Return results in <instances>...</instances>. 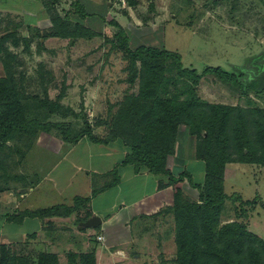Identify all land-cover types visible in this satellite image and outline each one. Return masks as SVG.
Returning <instances> with one entry per match:
<instances>
[{"label": "rangeland", "instance_id": "rangeland-1", "mask_svg": "<svg viewBox=\"0 0 264 264\" xmlns=\"http://www.w3.org/2000/svg\"><path fill=\"white\" fill-rule=\"evenodd\" d=\"M75 1L79 12L95 13V16L90 15L93 19L66 15L74 9ZM75 1L70 6L63 0H40L46 13L42 15L44 19L25 21L22 15H16L0 4V37H5L0 45V76L15 84L25 118L37 120L47 127L46 131L40 130L35 136L18 134L13 139L0 140V264H38L40 252L53 251L60 254L57 264H81L80 257L73 253L67 255L65 249L48 244L50 241H64L60 236L62 224L36 219L30 224L24 223L18 230L16 220L8 223L5 218L6 213L18 206L24 194L32 188L31 178L48 173L49 178L56 180L61 170L72 163L73 155L69 153L72 145L64 143L58 149L51 140L73 142L85 128L101 140L111 139L113 131L123 136L125 131L132 130V125L137 133H142L150 122H155L159 110L155 101L163 98L189 105L181 115L182 122L188 125L178 124L175 143L179 141L181 146L193 149V145L200 142L195 137L197 134L188 132L190 126L193 130L199 129L195 126L194 116L206 117L212 104H221L228 108L226 124L230 138L234 135L235 122H243L251 147H258L256 122H264L262 89L245 88V84L241 88L213 75H202L195 82L191 75H178L169 67L161 74L157 87L153 84L151 90L146 89L143 84L149 76L146 68L137 62L134 75L123 50L114 44L115 34L122 28L131 48L145 44L175 51L180 54L183 66L194 68L197 73L206 66H219L235 73L244 82L248 79L246 70L256 69L264 55V0H140L135 6H128L127 0L124 6L117 0H94L98 2L95 4L92 0ZM122 10H131V13L119 16ZM52 12L62 16L70 28L75 23L86 26L91 36H52ZM143 16L147 18L142 20ZM112 22L118 23L119 27ZM241 71L243 76L239 75ZM125 110H133L134 115L122 116ZM81 138L87 139L82 135L74 142ZM230 145L233 151V142ZM93 148L81 143L74 150L97 164L91 152ZM27 153L29 155L25 158ZM62 155L64 161L59 164ZM32 169L34 172L28 180L26 174ZM244 170L243 173L242 170L237 172L235 178L226 180V193H239L243 199L257 196L264 202V165H246ZM76 172L77 168L69 169L54 186L53 181L47 180L32 193L35 203L32 205L44 207L66 200L65 194L53 192L57 186L71 181ZM190 182L192 180L185 178L180 185L181 199L197 202L198 191ZM261 202H258L255 213H249L247 223L250 228L258 224L260 230L255 227L256 233L264 239V207ZM235 204L242 208L240 203ZM80 214L84 215V212L79 210L77 217L69 219L74 234L83 232L77 231L76 221ZM43 224L45 236L41 235L39 244L34 242V235L23 236L22 229L37 231ZM101 229L102 226L89 230L96 234Z\"/></svg>", "mask_w": 264, "mask_h": 264}, {"label": "trees", "instance_id": "trees-1", "mask_svg": "<svg viewBox=\"0 0 264 264\" xmlns=\"http://www.w3.org/2000/svg\"><path fill=\"white\" fill-rule=\"evenodd\" d=\"M52 1L57 2L58 0ZM127 1L130 4L133 3L132 0ZM74 3V9L67 12L66 15L73 14L81 19L95 15L83 10L79 12L78 2L75 1ZM51 19L52 36L62 38L90 37L92 34L86 26L78 23L70 28L69 24L64 22L62 16L57 12H52ZM112 24L119 27L116 22H112ZM4 39V36L0 37V45ZM115 42L114 45L123 50L124 57L128 61V67L134 75L137 62L148 71L147 80H143L146 89L151 90L153 84L157 87L161 81V74L168 67L175 69L178 75H191L195 82L202 75H213L219 80L235 84L241 88L245 84V88L254 90L257 85L255 80L242 82L238 75L219 66H206L201 73H197L194 68L184 67L180 54L175 51L145 44L131 48L128 44L127 35L122 28L115 34ZM239 73L240 76L244 74L242 71ZM262 91L264 90L262 89ZM155 102L159 106V110L155 114V122H150V125L142 133H137L135 125H132V130L129 133L125 131L123 136L118 135V131L112 130L113 135L109 140L98 139L89 128L80 132L78 137L83 135L94 143H106L121 136V139L130 148L124 162H122L123 164H131L136 172L141 167H146L151 173L166 177L167 185L172 186L174 192L172 210L175 221L174 240L177 253L174 260L175 264H264V240L246 230L244 224L240 222L232 221L220 224L219 218L222 203L226 198L223 192L226 163L230 161L264 163V122H256L258 128L255 135L258 147H251L245 123L236 121V127L233 128V138L231 139L228 135L226 124L228 108L226 106L212 104L208 116H194L195 126L199 129L193 130V127L190 128V126L188 132L191 135L197 134L195 137L200 139V142H196L195 145V156L204 161L205 176L200 184L190 182L198 191V201H183L180 185L185 178L191 181V177L186 172H181L177 176L173 175L166 168V158L173 153L178 124L183 123L181 115L186 108H189V105L185 102H174L163 98H157ZM24 112L15 84L9 82L5 76H0V140L13 139L18 134L35 136L38 131L47 130V127L37 120H27ZM127 115L133 116V110L123 111L122 116ZM183 124L188 125L186 122ZM201 130L204 131L203 134ZM134 135L136 136L132 138ZM231 142H233V151H231ZM115 173L113 170L112 174ZM89 199V197H75L70 206L56 204L42 209L24 210L13 213L9 218L21 221L24 217L68 216L72 211L87 203ZM253 203L254 201L245 202L247 205ZM80 261L81 264H95L93 252L81 254ZM38 264H57V255L40 252Z\"/></svg>", "mask_w": 264, "mask_h": 264}, {"label": "crops", "instance_id": "crops-1", "mask_svg": "<svg viewBox=\"0 0 264 264\" xmlns=\"http://www.w3.org/2000/svg\"><path fill=\"white\" fill-rule=\"evenodd\" d=\"M63 1H67L71 5L75 0ZM132 2L130 4L127 1V5L135 6L140 3V0H132ZM92 3L98 2L92 0ZM0 4L6 6L4 8L9 11L16 12V15H22L23 21L26 19L43 20L46 15L40 0H0ZM121 13V15H117L124 17V15H130L131 10H128V12L122 10ZM145 17L147 18V16H143L142 20ZM86 18L93 19L92 16ZM119 18L122 20V17ZM120 20L118 19V21ZM51 141L56 143L55 145L58 149L62 148L64 143L72 145L69 152L73 155L72 163L61 170L59 175L56 176V180L49 178L48 173L39 177L35 176V178L29 180L34 170H29L28 174L25 171L24 175H28V180L33 183V186L29 189V192L24 194L25 196H23L18 206L14 207V212L11 210V212L6 213L7 216L5 218L8 223H15L12 221L13 219L9 218L12 213L42 209L56 204L70 206L73 204L75 197H89L90 199L87 203L72 211L68 216L24 217L21 221L15 223L16 228L19 230L24 223L30 224L36 219H42L44 222L53 221L57 225L60 223L63 225L60 236L64 241L62 243L50 241L48 244L55 245L58 249H65L67 255L68 253H73L76 257H80L83 253L93 252L95 264H157V262L175 264V221L172 210L174 192L172 186L167 185L165 176L153 174L146 167H141L136 172L131 164H123L122 162H124L129 150L121 138H116L106 143H94L88 138H81L76 142L58 139ZM81 143H87L95 147L91 152L95 156L94 160L97 164L92 160L84 159L82 152L78 153L74 150L75 148L77 150ZM84 147H87L86 144H84ZM83 150L85 151V149ZM28 155L27 153L25 158ZM68 155L67 152L66 156ZM63 156L59 159V164L64 161ZM246 165L262 167L264 163L238 161L226 163L223 177V192L226 198L221 207L220 224L237 221L244 224L246 230L260 237L261 234L256 233L255 230L256 228L260 230L258 224L252 225V229L248 226L247 219L249 213L256 212L255 209L258 206V202H261V198L255 196L252 199H243L239 193H226L224 188L227 179L235 178L240 170H242V173L246 171L244 170ZM23 167L26 170L25 162ZM71 168H77L73 179L57 186L55 192H53L58 195L65 194L66 200L62 199L63 202H56L44 207L32 205L35 204L32 193H35L47 180L53 181L52 186H54L55 183H58V179L60 177L63 178ZM166 168L174 174L183 171L188 173L192 182L196 184H200L204 180L205 163L203 160L196 158L195 144L192 149V147L181 146L179 141H177L173 153L166 158ZM113 170H115V174H112ZM115 179L116 181L114 182ZM182 189L185 188L182 186ZM68 190L72 191L68 192ZM94 191L96 192L94 193ZM46 195H50V193H46ZM98 197L101 198L96 200ZM234 199L236 201H233ZM250 201H254V203L245 204V202ZM227 202H230V204L226 205ZM235 202L240 203L242 208L238 207ZM261 204L264 207V202H261ZM79 210L84 212V215L80 214V218L76 221L77 231L83 232L74 234L73 228L68 223L71 217H77ZM91 216H98L101 220L97 227L102 226V229L96 234L89 230L95 227L79 228V223ZM44 231V224L37 231L26 232V229L24 231L22 229L23 236L34 235V238H36L34 242L38 244L41 235L45 236ZM259 232H262V230ZM99 235L102 236V239L98 241L97 236ZM260 238L264 240L262 236ZM93 240L97 241L93 242ZM77 245L79 248L76 247ZM53 253L57 256L60 255L56 251H53Z\"/></svg>", "mask_w": 264, "mask_h": 264}, {"label": "water", "instance_id": "water-1", "mask_svg": "<svg viewBox=\"0 0 264 264\" xmlns=\"http://www.w3.org/2000/svg\"><path fill=\"white\" fill-rule=\"evenodd\" d=\"M258 65L261 66V70L258 71L256 74L252 70H246V72L249 74L250 79L249 82L252 80L257 81L256 90H264V55L263 57L258 61ZM101 220L98 216H91L85 221H82L79 223V228L84 227H97L99 226Z\"/></svg>", "mask_w": 264, "mask_h": 264}, {"label": "flooded vegetation", "instance_id": "flooded-vegetation-1", "mask_svg": "<svg viewBox=\"0 0 264 264\" xmlns=\"http://www.w3.org/2000/svg\"><path fill=\"white\" fill-rule=\"evenodd\" d=\"M261 70V66H256V69H254V70H252L255 74L258 72V71H260ZM247 77H248V81H249V79H250V76H249V74L247 73Z\"/></svg>", "mask_w": 264, "mask_h": 264}, {"label": "built area", "instance_id": "built-area-1", "mask_svg": "<svg viewBox=\"0 0 264 264\" xmlns=\"http://www.w3.org/2000/svg\"><path fill=\"white\" fill-rule=\"evenodd\" d=\"M117 2L120 3L121 6H124V4H125V0H117ZM97 238L102 239V236H98Z\"/></svg>", "mask_w": 264, "mask_h": 264}]
</instances>
